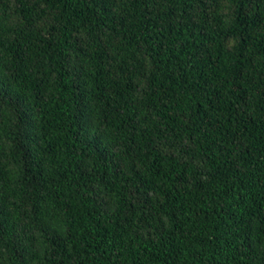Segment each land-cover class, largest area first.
<instances>
[{
	"label": "trees",
	"instance_id": "trees-1",
	"mask_svg": "<svg viewBox=\"0 0 264 264\" xmlns=\"http://www.w3.org/2000/svg\"><path fill=\"white\" fill-rule=\"evenodd\" d=\"M0 264H264V0H0Z\"/></svg>",
	"mask_w": 264,
	"mask_h": 264
}]
</instances>
